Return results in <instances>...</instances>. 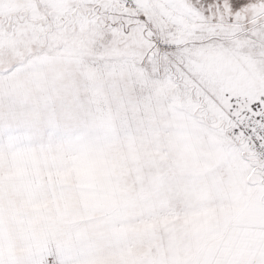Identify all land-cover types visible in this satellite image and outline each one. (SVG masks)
<instances>
[{"label": "snow or ice", "instance_id": "6c2138e0", "mask_svg": "<svg viewBox=\"0 0 264 264\" xmlns=\"http://www.w3.org/2000/svg\"><path fill=\"white\" fill-rule=\"evenodd\" d=\"M0 264H264V0H0Z\"/></svg>", "mask_w": 264, "mask_h": 264}]
</instances>
